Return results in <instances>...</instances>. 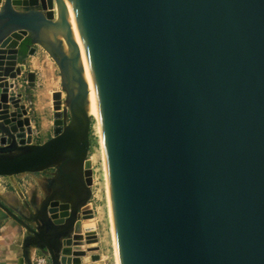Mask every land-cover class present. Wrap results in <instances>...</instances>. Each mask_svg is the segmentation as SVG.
I'll return each instance as SVG.
<instances>
[{
	"label": "water",
	"instance_id": "obj_1",
	"mask_svg": "<svg viewBox=\"0 0 264 264\" xmlns=\"http://www.w3.org/2000/svg\"><path fill=\"white\" fill-rule=\"evenodd\" d=\"M14 1L0 0V66L9 39L14 49L0 67V177L54 169L29 217L0 201L27 233L24 261L32 247L63 264L91 196L89 87L67 15L98 103L117 264H264V0H60L56 21L52 0ZM37 44L59 68L69 121L35 145L4 84Z\"/></svg>",
	"mask_w": 264,
	"mask_h": 264
},
{
	"label": "rangeland",
	"instance_id": "obj_2",
	"mask_svg": "<svg viewBox=\"0 0 264 264\" xmlns=\"http://www.w3.org/2000/svg\"><path fill=\"white\" fill-rule=\"evenodd\" d=\"M42 2V1H41ZM51 1L52 9L55 3ZM18 10H25L28 7L20 6V0L14 1ZM43 3V2H42ZM47 5V2L45 3ZM45 5V6H46ZM30 8V7H29ZM48 8V5H47ZM41 11V7H36ZM47 11V10H46ZM43 11V13H46ZM48 12L49 9H48ZM53 21L56 16L53 15ZM33 51L18 61V66L22 71L15 79L6 81L9 83V97L18 101L19 106H23L25 114L21 120L28 119L32 131L33 143L37 145L50 139L54 132V113H60V120L64 124L69 121V111L66 101V94L61 88L60 71L55 63L51 53L42 45H34ZM24 66V67H23ZM28 74H33V85L28 82ZM55 92H61V105L59 111L54 112L52 95ZM9 111L13 107L9 106ZM56 119V118H55ZM91 119L89 132L90 148L87 159L91 164L92 183L90 185L91 196L86 205L81 210H89L91 215L85 220L83 227L82 241L85 247L84 256L60 257L64 264H116L113 233L111 227L110 212L108 210V194L105 178V167L101 155V146L99 137L96 133L95 120ZM31 135V134H30ZM29 135V136H30ZM54 175V169L34 174H21L10 178L0 179V190L10 193L17 198V201H26L29 199L35 211L39 209L40 203L49 194L46 180ZM85 217L79 215L82 220ZM64 246V245H62ZM38 256L47 258L51 264L49 255L44 251L33 248ZM95 257V260L86 261L85 258ZM71 262V263H70Z\"/></svg>",
	"mask_w": 264,
	"mask_h": 264
},
{
	"label": "bare ground",
	"instance_id": "obj_3",
	"mask_svg": "<svg viewBox=\"0 0 264 264\" xmlns=\"http://www.w3.org/2000/svg\"><path fill=\"white\" fill-rule=\"evenodd\" d=\"M41 1L44 3V5H45L46 2H48V0H41ZM53 1H54L53 3H55L54 8L53 9H51V8L49 9V6H48V9H49L50 12L53 13L54 16H56V19H55V21H56L57 17H58V14L60 12V10L58 9L60 0H53ZM66 20H67V22L69 23V25L71 27L73 41L81 49L82 63L85 65V68H86V74H85L84 78H85V81L87 82V85L89 87V94H88V97H87V100H86V103H85V109L87 111L88 116L92 117L95 120L94 129L96 130V133H97V135L99 137V142H100V146H101V148H100L101 152L100 153L102 155V159H103V163H104L103 167H105L104 153H103V143H102V135H101V126H100V119H99V110H98V103H97V99H96L95 90H94V87H93L91 75L89 73V70L87 69L86 60H85V56H84V53H83V47H82V44H81V41H80V38H79V34L77 32V29H76L74 20H72L67 15H66ZM61 38H62V41H63V49H64L65 53L70 54V52H69V50H68V48L66 46V43H65L64 34H62ZM9 40L11 41V39H9ZM10 41L8 42V45L6 47L7 49H6V52H5V57H4L3 61H2L3 64L0 66L2 68H5L7 66V69H9V68L12 69V67L8 66V64L11 63L10 61H13L12 59L14 57V53H13L14 49L12 47H10V43H11ZM14 67H17V66H14ZM1 79H3V78H1ZM4 85H5L4 88H6L7 85H8V82L5 83ZM5 95L3 97L0 96V106H1V108H5L9 104V101H10L8 99V96L7 95L5 96ZM55 121L58 124V123H60L61 120L59 118H56V119H54V122ZM28 137H30L28 135V133L25 131V129H22L21 132H20V136H19L18 140L19 141H25V140L28 139ZM84 178H85V181H86L87 185L90 187V185L92 183V177H91V164H90L88 159H86L85 166H84ZM104 179L106 180V176H105ZM107 194H108V192H107ZM108 210H109V205H108ZM79 215H81V217L82 216L85 217L82 220V223H81V220L79 219V222L84 225L85 223H87V221L85 222V220H87L89 218L87 215H91V212L89 210H81L79 212ZM111 227H112V224H111ZM112 233H113V231H112ZM82 240L78 242V239H77L76 240V246H72L71 248L62 249L60 255L63 256V258L66 257L69 254L70 255L75 254V255H78V256H84L85 247H84V244H83ZM113 243H114V239H113ZM114 252H115V246H114ZM94 258L95 257H90V259L89 258H85V260L86 261L91 260L93 262ZM115 258H116V254H115ZM61 261L64 264V261L63 260H61ZM88 264H90V263H88ZM116 264H117V260H116Z\"/></svg>",
	"mask_w": 264,
	"mask_h": 264
},
{
	"label": "crops",
	"instance_id": "obj_4",
	"mask_svg": "<svg viewBox=\"0 0 264 264\" xmlns=\"http://www.w3.org/2000/svg\"><path fill=\"white\" fill-rule=\"evenodd\" d=\"M1 178L10 177H0V179ZM0 201L20 217H29L30 213L35 212L29 199L22 202L17 201L15 196L4 190H0ZM26 237L27 233L21 225L0 208V264H27L23 259V245ZM26 251L30 260L33 255L36 254L32 247L28 248Z\"/></svg>",
	"mask_w": 264,
	"mask_h": 264
},
{
	"label": "built area",
	"instance_id": "obj_5",
	"mask_svg": "<svg viewBox=\"0 0 264 264\" xmlns=\"http://www.w3.org/2000/svg\"><path fill=\"white\" fill-rule=\"evenodd\" d=\"M32 140H33V138H32V135H31V143H33ZM31 264H50V262H49V260L47 258L38 256L37 254H34L32 259H31Z\"/></svg>",
	"mask_w": 264,
	"mask_h": 264
},
{
	"label": "trees",
	"instance_id": "obj_6",
	"mask_svg": "<svg viewBox=\"0 0 264 264\" xmlns=\"http://www.w3.org/2000/svg\"><path fill=\"white\" fill-rule=\"evenodd\" d=\"M26 53V50L23 51V55Z\"/></svg>",
	"mask_w": 264,
	"mask_h": 264
}]
</instances>
